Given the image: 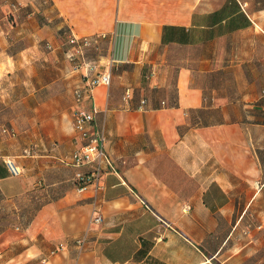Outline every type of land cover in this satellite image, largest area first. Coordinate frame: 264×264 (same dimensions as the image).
<instances>
[{
    "label": "crops",
    "instance_id": "obj_1",
    "mask_svg": "<svg viewBox=\"0 0 264 264\" xmlns=\"http://www.w3.org/2000/svg\"><path fill=\"white\" fill-rule=\"evenodd\" d=\"M71 36H106L108 57L87 55L113 67L111 87L82 104ZM263 91L264 0H0V199L48 201L28 228L0 234L1 254L19 247L6 264L229 263L264 188ZM77 109L97 111L116 168L97 192L57 163L76 149Z\"/></svg>",
    "mask_w": 264,
    "mask_h": 264
},
{
    "label": "built area",
    "instance_id": "obj_2",
    "mask_svg": "<svg viewBox=\"0 0 264 264\" xmlns=\"http://www.w3.org/2000/svg\"><path fill=\"white\" fill-rule=\"evenodd\" d=\"M106 36L97 38L78 39L74 36L69 37V53L68 60L75 65L79 70L86 72L81 88L76 89L75 98L78 104L89 100L94 95V90L99 87L110 88L113 81V67L110 64L104 72L98 70V66L89 60L88 52L93 48H98L100 41ZM49 50L52 49L47 45ZM127 97L130 92H127ZM264 96V91L262 92ZM96 110L77 109L74 113L73 130L76 134L75 143L76 149L74 153L65 158H59L58 164L66 168L74 170L72 183L80 193L94 190L99 191L107 174L115 173L116 168L110 157L106 147V136L104 133H99L94 130L96 122ZM2 134L9 138H16V132L8 129H3ZM37 151L34 148H27L23 152L24 158H35ZM6 166L11 173L19 177L22 175L20 167L16 165L14 160L7 159ZM90 225L102 226L104 218L98 209L93 211ZM18 230V229H17ZM88 233L75 241L80 252H84L89 242ZM66 245L61 244L58 250H63ZM57 251H52L51 255L55 256Z\"/></svg>",
    "mask_w": 264,
    "mask_h": 264
},
{
    "label": "rangeland",
    "instance_id": "obj_3",
    "mask_svg": "<svg viewBox=\"0 0 264 264\" xmlns=\"http://www.w3.org/2000/svg\"><path fill=\"white\" fill-rule=\"evenodd\" d=\"M108 49V44L93 48L89 53L90 58L102 62L103 57L109 55ZM53 71L58 72L55 69ZM245 191L246 188L243 186L241 192L244 193V201H247L251 193ZM53 198L57 199L58 194L55 193ZM47 202L39 193L13 200V202L0 199V234L13 230L17 226L23 229L28 228L41 215L43 211L41 208L44 204L47 205ZM242 217L240 226L230 241L228 251L231 260L226 264H264V188L257 204H253ZM11 246L15 249L8 255L0 253V264H6L14 259L13 263H17L19 247L15 243ZM2 250L3 247L0 246V252Z\"/></svg>",
    "mask_w": 264,
    "mask_h": 264
}]
</instances>
